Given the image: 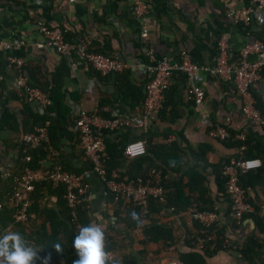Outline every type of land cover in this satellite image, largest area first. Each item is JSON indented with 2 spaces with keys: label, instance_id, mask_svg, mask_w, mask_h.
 Here are the masks:
<instances>
[{
  "label": "crops",
  "instance_id": "crops-1",
  "mask_svg": "<svg viewBox=\"0 0 264 264\" xmlns=\"http://www.w3.org/2000/svg\"><path fill=\"white\" fill-rule=\"evenodd\" d=\"M135 1L147 6L142 16L147 32L145 38L139 36L143 23L132 16ZM244 1L226 0L223 4L219 0H121L116 8H112L114 0H0V41L13 46L15 43L19 44L17 49L10 52L0 48V181H5L19 166L18 156L23 146L21 138L25 135V107L28 106L38 115L45 114L48 108L37 101L26 99L18 86L20 74H24L28 84L34 87H37L34 77L49 87L59 83L61 86L56 97L62 107L57 109L58 105H54V116L61 127L57 131V149H48V156L41 163V169L59 164L67 172L88 174L87 195L81 208L85 211L87 224L99 223L104 227L105 245L113 248L109 252H114L119 260L122 256L137 264H163L172 261L182 264L181 256L191 253L203 255L204 246L210 238H202L199 224L192 220V214L196 212L194 207L178 215L172 211L152 215L151 220L170 230L173 238L165 243L143 244L142 229L148 224V218L142 220L139 227L130 229L134 221L130 215L127 216L126 208L132 205L123 199L122 211L118 212L117 201L91 172L90 162L84 158L78 145L73 122L81 112L88 113L94 108L98 111L99 104L101 113H98L104 118L138 117L143 103L139 102L132 109L128 106L133 101L135 92L130 97L125 79L130 87L139 89L143 94L150 78L147 67L164 60L179 64L183 51L199 67L212 68L216 62V46L221 35L227 37L230 56L236 55L243 46L253 42L264 45V7L261 9L263 22L259 25L254 22L248 26L234 25L227 18L228 10H240L251 5V2L247 5ZM41 25L66 30L75 36L73 42H68L74 43L78 51L70 56H63L51 48H38V44H43L44 41L39 30ZM80 48L114 57L122 61L125 68L115 74L100 76L81 59ZM10 54L22 58L24 66L21 72L7 63L6 57ZM252 59L253 56H250L249 60ZM194 79L205 91L202 105L195 106L187 98L185 75L174 72L172 86L165 94L164 105L157 120L146 130L122 128L103 134L104 144L107 141L115 143L126 132L129 134L128 138H135L148 130V137L139 140L146 142L149 139L152 144L176 142L184 152L182 160L185 165L179 174L170 173L167 179L171 181L187 169L197 167L205 176L211 200L217 198L214 206L219 215L217 224L225 227L228 244L243 245L248 236L255 235L260 244L264 245V236L260 235L256 227V216L240 223L239 229L231 228L229 204L219 194L210 168L223 159L234 162L244 155H251L252 159L260 160L264 165V125L244 118L240 110V96L232 83L203 69L196 72ZM253 96L255 104L264 108V68L259 72ZM58 110L62 116L57 114ZM4 112L13 116L10 124L14 130L2 127ZM210 125L222 126L230 136L242 134L244 142H239L242 147L226 146L225 142L212 138L209 135ZM200 144L212 149L205 163L195 160L189 151V146ZM131 163L132 160L127 159L116 170L122 174ZM1 187L0 194L5 197L8 194L4 196L6 186ZM52 191L53 189H43L35 192L34 188L30 200L35 211H29L27 222H12L0 230V233L18 232L29 244L39 248L37 255L40 259L35 264H41L43 259L41 248L33 243L32 235L40 226L48 232L49 212L58 213L57 199ZM247 197L264 207V186L247 189ZM4 204L10 208L8 204ZM232 249L233 252L205 257L204 264H264V247L249 259L235 252L236 246ZM212 250L210 248L208 253L211 254ZM51 264L62 262L58 259Z\"/></svg>",
  "mask_w": 264,
  "mask_h": 264
},
{
  "label": "built area",
  "instance_id": "built-area-1",
  "mask_svg": "<svg viewBox=\"0 0 264 264\" xmlns=\"http://www.w3.org/2000/svg\"><path fill=\"white\" fill-rule=\"evenodd\" d=\"M223 4L226 0H219ZM264 7V0H252L251 5L240 10H228L227 18L234 25L248 26L254 22L257 25L263 22L261 9ZM147 6L135 1L132 5V16L143 23V14ZM43 35V44H38V48L47 47L55 50L63 56H70L78 51L74 43L65 39L66 30L50 29L44 25L40 26ZM139 36L145 38L147 32L144 23ZM15 43V42H14ZM13 45L0 41V48L5 52H10L19 47L18 43ZM81 59L90 66L100 76H107L121 72L125 64L108 55L95 52H88L80 48ZM253 56L252 60L249 57ZM7 63L20 71L24 62L22 58L13 55L6 57ZM264 68V45L261 42L243 46L240 51L230 56L226 35H221L216 46V62L212 68H201L193 63L188 54L181 53L179 64L169 63L164 60L152 67H147L150 74L149 81L145 86V97L142 104L141 113L135 118H104L94 108L88 113H79L73 122V127L77 136L78 145L91 165V172L98 178L107 192L118 200L122 197L133 207L138 208L140 218L146 219L149 215V201L154 199L159 203H165V194L161 185L162 174L159 170L152 169L146 176H137L133 179L122 178L116 169L107 171L105 144L101 132H115L122 128H136L146 130L150 124L158 118V113L162 110L165 94L171 88L174 72L185 75L187 81V98L195 105L200 106L204 102L205 91L198 86L195 81V74L200 69L210 73L219 79L230 82L240 96V110L245 119L264 125V120L255 108L253 91L259 81V72ZM21 72V71H20ZM18 86L26 96L28 101H37L42 106L48 107L51 100L38 87L31 86L27 82L24 74H20ZM47 123L38 127L31 134H25L21 138L23 152L33 150L41 143H47ZM209 135L222 142L228 140L244 142V136L239 134L231 138L225 128L220 125H210ZM50 149V147L48 148ZM147 153L145 142L141 140L132 141L123 147L122 154L126 159L133 160L145 156ZM29 157L24 158L28 162ZM262 168V163L257 159H240L231 162L222 170V177L225 180L224 189L229 201L230 219L237 225L242 223L241 219L246 215L254 213L253 207L248 203L245 191L240 185V177L258 171ZM88 174L83 172L75 174L67 172L59 164L52 165L49 169L31 171L24 167L21 174L13 177L11 191L6 195L4 203L13 210L12 222L14 224L26 223L30 217L29 208L31 205L30 195L36 183H49L51 187L62 186L64 188L63 199L68 209L69 220L75 223L77 219V208L82 204L87 195ZM3 203L0 202V209ZM259 218L264 223V207L261 208ZM192 220L197 222L203 229H210L219 222V215L216 212H194ZM200 243H203L201 241ZM115 264H122L114 252H108ZM163 264H179L177 262H166Z\"/></svg>",
  "mask_w": 264,
  "mask_h": 264
},
{
  "label": "trees",
  "instance_id": "trees-1",
  "mask_svg": "<svg viewBox=\"0 0 264 264\" xmlns=\"http://www.w3.org/2000/svg\"><path fill=\"white\" fill-rule=\"evenodd\" d=\"M53 1V0H52ZM121 0H114L112 8H116L118 2ZM252 0H245L244 2L249 5ZM73 35L66 32L65 39L67 41H74ZM72 38V39H71ZM96 53V52H95ZM35 86H37L40 90H42L49 99L51 100L50 105L46 109V113L43 115L34 114L28 106L25 107L24 115L26 116V120L23 122L24 131L23 134H31L33 133V129L35 127H41L45 123H47V138L48 142L41 143L39 146L33 150H27L23 152V147L21 146L19 152V166L18 168L9 176L5 181H0V188L2 190V185L6 186V193L4 196L10 192L12 188V179L15 176L21 174L24 167H27L31 171H35L41 169V163L48 156V148L57 149L58 144V136L57 131L61 128L57 119H55L56 112L54 109V105L57 104V109H60L61 103L59 98L56 95L59 94L60 84L54 83L52 87H49L48 84L43 85L41 80L34 77ZM125 86L127 87L128 92H130V97L133 95L132 92H135V97H133V101L128 105L131 109L138 104L139 102L144 101L145 91L141 94L139 89H134L125 79ZM129 87L131 89H129ZM132 90V91H131ZM100 104L99 110L100 112ZM255 108L258 110L260 115L264 117V108L260 105L255 104ZM58 115L60 111H57ZM13 120V116L8 112H4L2 115V127H6L10 130H14L11 128V121ZM136 135L135 138H128V132L124 133L119 137V139L114 142L107 141L105 143V156L107 171L112 169H119L126 162L125 156H123L122 151L123 147L132 141H136L139 139L144 140L148 137L147 133ZM107 132H101V135L106 134ZM234 136L231 135V138ZM147 153L145 156L141 158H137L132 160V163L128 167V169L121 174L122 178L133 179L137 176H146L150 173V170L155 169L159 170L162 173L161 185L166 191L165 194V203L161 204L154 199H150L149 201V215L148 224L143 227L142 235L144 238L143 244L152 243L157 244L159 242H168L172 240V233L170 230L165 228L164 226L159 225L157 222L151 220L152 215H161L165 211H172L173 214L178 215L180 213L186 212L190 208L194 207L196 212H217L214 208L216 200H211L210 192L208 186H206L207 181L203 173H200L197 167H192L187 169L183 174L178 177H173L171 181L167 179V175L170 173L179 174L184 165L185 161L182 160V156L184 152L181 148L178 147L177 143H169V144H152L151 140L147 139L145 142ZM226 146H234L237 148L242 147L239 142H235L232 140H228L225 142ZM246 147V145L243 144ZM189 151L195 160L198 162L205 163L207 161V156L212 152L210 146L205 144H200L195 147L189 146ZM28 156L29 161L24 162V158ZM251 155H244L241 159H252ZM231 162L229 159L221 160L217 165L211 166V170L215 177V182L217 188L219 190V194L225 198V202L229 204L227 196L225 194L224 184L225 180L222 177V170L225 166L229 165ZM62 168V167H61ZM64 170V169H63ZM185 181V182H184ZM240 185L242 189L245 191L246 198L248 203L253 207L254 213L250 215L244 216L241 219L244 222L247 219L254 218L256 216L258 218V222H256V227L260 233V235L264 236V223L259 218L258 214L262 208V205L258 202H254L249 197H247V189H253L257 186H264V165L262 164V168L255 172L247 173L240 177ZM35 192L41 191L43 189H53L52 193L57 199V207L58 213H51L50 217H48L49 221V231L46 232L42 226L37 228L33 233V243L35 245L40 246L41 248V257L44 264L45 258L47 259V264H51L53 261L58 259L61 260L62 264H73V260H75L76 253L72 247V241L75 235L78 233L81 226H86V218L85 211L82 210V204L77 208V219L75 223H71L69 220L68 209L65 205V201L63 199L64 188L62 186L51 187L49 183L41 182L34 185ZM34 190V189H33ZM32 194V193H31ZM111 196V195H110ZM6 197V196H5ZM0 194V202H2L3 198ZM31 197V195H30ZM112 197V196H111ZM193 197V200H191ZM227 199V201H226ZM122 201L123 198L119 197L116 204L118 207V212L122 211ZM3 203V202H2ZM36 207V205H35ZM228 209V207H227ZM128 210L127 216L129 217L130 212L135 211L138 213V208L129 206L126 208ZM229 210V209H228ZM13 210L3 203L2 209H0V230H2L6 225L12 223V212ZM29 211H35L34 205H30ZM139 214V213H138ZM142 220V219H141ZM232 221V220H231ZM136 222H134L133 226L130 229H135L139 227ZM240 225H237L235 222H231L232 229H239ZM200 235L202 238H210V241L204 246L205 249L203 251V255L198 253H191L185 256H181L182 264H204L205 257H211V255H217L219 253H227L233 252V246H236L240 255L246 257L247 259L253 258V256L262 251L264 245L260 244V241L256 238L255 235H250L246 238L243 245L232 244L229 245L227 238L225 237V227H221L220 224H216L210 229H203L200 225L198 226ZM61 243L63 246V252H57L53 247L55 243ZM203 247V248H204ZM210 248H213L212 253H208ZM113 248L111 245L106 246V251H112ZM141 255V254H140ZM210 255V256H209ZM119 260V259H118ZM122 264H137L134 260H129L126 257H122L119 260Z\"/></svg>",
  "mask_w": 264,
  "mask_h": 264
},
{
  "label": "clouds",
  "instance_id": "clouds-1",
  "mask_svg": "<svg viewBox=\"0 0 264 264\" xmlns=\"http://www.w3.org/2000/svg\"><path fill=\"white\" fill-rule=\"evenodd\" d=\"M131 219L138 225L142 223L140 215L130 212ZM105 229L99 223H89L81 226L72 241L76 253L73 264H115L106 251ZM55 250L63 252V246L57 242L53 244ZM39 248L29 244L18 232L5 231L0 233V264H35L40 257ZM44 264H47L45 258Z\"/></svg>",
  "mask_w": 264,
  "mask_h": 264
}]
</instances>
